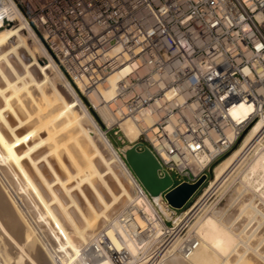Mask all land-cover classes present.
I'll return each instance as SVG.
<instances>
[{
  "label": "built area",
  "instance_id": "built-area-1",
  "mask_svg": "<svg viewBox=\"0 0 264 264\" xmlns=\"http://www.w3.org/2000/svg\"><path fill=\"white\" fill-rule=\"evenodd\" d=\"M16 15L81 93L117 75L114 96L104 100L110 117H100L102 127L126 137L124 122L138 126L130 142L152 150L171 187L196 181L264 113V0H0V27ZM240 104L250 107L243 121L233 115ZM138 192L150 199L141 185ZM154 213L150 218L132 201L118 215L140 241L135 261L148 246L159 253L155 264L174 253L167 238L174 227ZM103 239L117 263L123 251L112 252ZM97 245L94 240L85 251V262L100 257ZM198 245L192 238L177 252L187 258Z\"/></svg>",
  "mask_w": 264,
  "mask_h": 264
},
{
  "label": "bare ground",
  "instance_id": "bare-ground-1",
  "mask_svg": "<svg viewBox=\"0 0 264 264\" xmlns=\"http://www.w3.org/2000/svg\"><path fill=\"white\" fill-rule=\"evenodd\" d=\"M16 18V26L0 28L1 262L58 264L57 258L73 260L97 240L100 257L87 263L79 256L73 263L134 264L140 241L124 230L118 215L132 201L142 205L150 218H156L154 211L169 218L170 210L161 197L138 194L141 184L119 154L128 145L115 147L94 116L109 119L104 100L114 96L117 75L97 88L81 86L88 98L83 100L25 19ZM249 110L240 104L233 115L243 121ZM263 123L264 113L239 145L213 166L212 181L224 176ZM122 129L129 141L139 133L130 122H124ZM247 171L243 183L262 201L264 145L256 149ZM241 200L230 215L220 208L199 214L190 227L198 247L187 259L177 256L164 264H264V229L256 220L260 215L264 222V209L250 196ZM208 206L202 209L207 211ZM183 219H177L176 226ZM152 225L158 232L159 222L154 219ZM103 238L111 241L112 252L123 251L117 263Z\"/></svg>",
  "mask_w": 264,
  "mask_h": 264
},
{
  "label": "rangeland",
  "instance_id": "rangeland-1",
  "mask_svg": "<svg viewBox=\"0 0 264 264\" xmlns=\"http://www.w3.org/2000/svg\"><path fill=\"white\" fill-rule=\"evenodd\" d=\"M0 23H1V20H0ZM16 23L18 24V22L15 20L8 27L16 26L17 25ZM52 58H53V56H52ZM40 59H43V58L40 57ZM56 63H57V61H56ZM59 68L61 69L62 73H64L63 68L61 66H59ZM64 75L66 76L65 73H64ZM68 80L71 82V80L69 78H68ZM71 83L76 88V90H78V92H79L78 94L80 95V97L83 100L88 101V98L86 97V94L81 93L79 91V89L77 88V86H75V84H73V82H71ZM89 107L94 109L93 106L88 103V108ZM91 108H89V109H91ZM98 118H99V116H98ZM101 128H102V131L105 133L106 129L104 127H102V126H101ZM105 135H107L110 140L112 138L116 140V142L118 144L117 148L124 147V146H127V145L131 144V142L126 137H124L121 133H118V135L121 136V139H118V137H117L118 135H114L113 131H108V132L105 133ZM244 135L235 144V146L232 148V150L235 149L239 145V143L242 140V138L244 137ZM261 145L262 146L264 145V134L263 135L258 134V135H256L253 138V140L250 142V144L246 148H244L242 150L243 152L240 153L238 158H236V160H234L235 163L233 162L229 166V168L225 172L224 176L219 181L218 180L212 181L213 180V169L215 167L214 165H216L219 161H221V159L223 157H225L228 153H230L232 151L231 150L225 156H223L217 163L212 165V167L210 168L212 170V173H211V175L208 176L207 181L201 186V188L193 195V197L187 202V204L183 208H181V209H173L171 207H167L166 206L170 210V217L169 218L165 217L166 220H167V225L169 227H174V229L172 230L171 234L169 236H167V238H169V240H171V244L172 245L175 244L173 246L170 245L173 249H175L176 246L178 248L179 243L181 244L183 241L188 240L187 237H189V240H190V238H196V237H194L195 235L191 231L190 227L193 224L194 220H196V218H198L200 216L199 214H202L203 211H204V213L205 212L207 213L208 211H211V212L212 211H217L220 208V209L226 211V213L228 215H230V214H232L233 212H235V211H237L239 209L238 206L240 205V203L242 201L241 197L244 199L246 196L252 197L253 198V200H252L253 203L256 204L257 206L259 205V208L261 207V208L264 209V202H263L264 198H262L263 200L261 201L260 197H258V196H256V197L254 196L253 197V193H250V192H252V191H250L252 187L250 186V188H248L249 186L245 185L243 183L244 181L242 180L243 179L242 177L244 176L245 172H248L247 171L248 170V166H249L250 162L252 161V158L256 155V149L260 148ZM119 154L123 158L121 152ZM206 173H208V171ZM173 176H175V175L173 174ZM175 180H176V178H175ZM244 186H246L248 189L246 187H244ZM262 202H263V204H262ZM154 203H155L156 206H158L157 202H154ZM211 204L212 205L214 204L213 207H212ZM208 205L211 208H209ZM204 206H205V208H207L206 206H208V210L207 211L205 210V208L202 209ZM246 213H248V212L245 211L243 213L244 214L243 217L245 219L247 217V219H248L249 217L247 216L248 214H246ZM183 217H184V219L181 221V223L176 226L177 219H179V218L182 219ZM256 220L262 222L261 229H264V225H263L264 222L262 220V217L260 215H257L256 216ZM188 231L191 232L190 236H188L189 235ZM191 234H193V235H191ZM179 238H180V240L183 239V240H181L182 242L179 240ZM3 241L4 240H2L0 238V252L1 253H2V248H3V245H4ZM175 241H176V243H175ZM92 244H93V241L91 242V244L89 246L84 248V250H82L81 253H79V256H82V257L84 256L85 261H87L86 257L88 256L85 251L91 252L90 248H91ZM97 247H99V246L97 245ZM177 248H176V250L173 253V255H175V256L171 255V256L167 257L166 259H164L162 262L158 261L157 264H164L166 261H168L170 259H171V261H175V260H177V259H175V258H177V256L181 258L182 256H180L178 254ZM14 250L13 251L10 250V252L12 253V252H14ZM140 251H142V250H140ZM83 252L85 253V255L83 254ZM143 252L144 253H141V254L138 255L139 256L137 258L138 261L134 260V264H135V262H136V264H155V262L158 260L159 253H157V251L156 252L154 251V246H152V247L148 246V248L146 250H144ZM79 256L75 255L73 260L70 257H65L64 258L65 260H63V258L59 257V258H57L58 260L56 259V262H58V264H74L78 260ZM182 259H184V258L182 257ZM185 259H187V258H185ZM59 260L61 262H59ZM93 261H91L89 263H92ZM25 262L26 261H23L20 264H25Z\"/></svg>",
  "mask_w": 264,
  "mask_h": 264
},
{
  "label": "water",
  "instance_id": "water-1",
  "mask_svg": "<svg viewBox=\"0 0 264 264\" xmlns=\"http://www.w3.org/2000/svg\"><path fill=\"white\" fill-rule=\"evenodd\" d=\"M94 115L102 126L98 116L95 113ZM111 141L115 147L118 146L115 139L112 138ZM121 152L125 163L150 198L162 196L168 206L173 209L183 208L212 173V170L209 169L208 173L201 174L194 182L184 181L171 187L172 177L165 169H162V174L159 173V169L162 168L161 164L147 145L137 141L128 145Z\"/></svg>",
  "mask_w": 264,
  "mask_h": 264
}]
</instances>
